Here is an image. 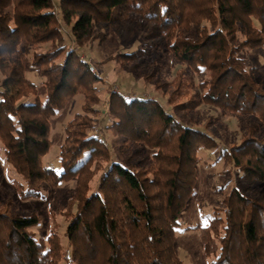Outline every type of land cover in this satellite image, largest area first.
Returning a JSON list of instances; mask_svg holds the SVG:
<instances>
[{"label":"trees","instance_id":"trees-1","mask_svg":"<svg viewBox=\"0 0 264 264\" xmlns=\"http://www.w3.org/2000/svg\"><path fill=\"white\" fill-rule=\"evenodd\" d=\"M130 13L143 17L150 41L119 52L122 58L141 60L160 39L186 67L210 72L199 84L203 92L177 108L210 104L246 118L247 134L222 148V156L247 189L233 187L209 225L187 229H201L212 264H264V192L258 188L264 183V86L256 67L240 56L264 48V0H0V139L7 161L23 178L20 196L44 197V181L53 187L76 177L79 182L67 209H76L66 228L69 247L53 234L37 237L32 228L40 224L38 214H20L12 201L4 204L0 264H97L103 249L104 264H185L175 247L178 220L196 195L199 150L219 142L168 113L158 99L117 91L109 96L105 128L154 151L143 161H136L138 150L117 160L98 134L89 133L98 119L93 106L102 78L79 50L96 36L105 40L96 25L113 27L124 39L132 29ZM192 30L194 37L185 35ZM29 63L43 78L42 96L26 75ZM79 92L85 100L66 124L61 166H47L52 118ZM95 158L106 164L90 192Z\"/></svg>","mask_w":264,"mask_h":264},{"label":"rangeland","instance_id":"rangeland-1","mask_svg":"<svg viewBox=\"0 0 264 264\" xmlns=\"http://www.w3.org/2000/svg\"><path fill=\"white\" fill-rule=\"evenodd\" d=\"M54 1L58 4L60 0ZM128 15H130L131 22L129 24L132 29L124 39L118 37L113 27L96 25L95 33L104 32L105 40L102 41L100 37L96 36L79 50L80 56L89 61L93 65L94 71L102 78L98 84L100 87L99 103L93 106L99 110L96 115L98 119L95 127L90 128L89 133L98 134L99 138L109 147L111 156L117 160L123 159L129 151L138 150V152L136 151V161L138 159L143 161L154 151L141 144L127 141L117 131L105 128L106 124H110L106 118L109 96L112 91H117L125 96L137 95L156 98L161 101L168 113L170 112L174 117L183 120L187 126L206 131L219 142L217 148H201L199 150L198 155L201 157V161L197 165L196 195L188 200L178 220L175 246L179 257L185 264H212L214 255L206 254L201 238V229L187 228L209 225L214 217L215 208L224 207L225 197L233 187L241 186L243 189H247L248 185L237 179L240 172L222 156V148L229 149L233 145L239 144L247 134V120L242 114H233L210 104H200L187 108L185 111L177 108L178 104L185 103L188 99L197 97L203 92V88L199 84L211 76L209 70L203 68L201 72H196L194 68L186 67L175 57L172 48L167 43L161 42L160 39H156L155 43H152L153 47L146 52L147 56L142 57L141 60L127 61L122 58L118 54L119 52L137 50L150 41L147 40L150 32L143 17L137 13ZM185 35L192 38L195 36V31L192 30ZM242 40L243 35L240 34L237 43ZM73 46L76 48L74 44ZM40 47L46 49L50 47V44L42 43ZM240 56L247 58L249 65L256 67L254 75L264 86V48L244 50ZM26 75L37 84V94L42 96L45 92L41 83L43 78L31 63L27 65ZM180 91H184V93ZM28 97V100L32 101L35 96ZM84 100L85 94L79 92L67 101V105L60 115L52 118L50 134L52 147L43 160L47 166L55 168L61 166L58 154L60 145L65 139L66 124L76 113L82 111ZM3 149L4 146L0 139V210L3 209L7 201H12L20 214H38L40 224L32 228L37 237L47 238L53 234L69 247L66 228L72 211L76 209L73 208L69 212L67 209L73 207L69 198L74 195L77 185H79L78 178L61 182L57 187H53L51 181H44L40 184L44 197L24 200L21 198L18 188L19 184L24 182L23 178L7 161ZM105 164L106 161H102L100 158H95L93 161L90 170H95L96 174L89 180L90 192L96 188L102 167ZM146 164L147 166L153 165L149 161ZM82 184L84 182H81L80 185ZM258 188L264 192V183ZM106 251L103 249L100 252L97 264H104Z\"/></svg>","mask_w":264,"mask_h":264}]
</instances>
